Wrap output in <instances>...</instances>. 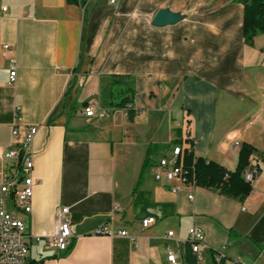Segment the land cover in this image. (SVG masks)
Wrapping results in <instances>:
<instances>
[{
  "label": "crops",
  "instance_id": "0c3cea01",
  "mask_svg": "<svg viewBox=\"0 0 264 264\" xmlns=\"http://www.w3.org/2000/svg\"><path fill=\"white\" fill-rule=\"evenodd\" d=\"M108 1L0 0V189L10 173L4 154L23 128L39 127L30 212L15 205L21 183L0 191L4 209L25 223L26 260L169 264V250L188 264L187 247L194 264H216V254L223 264H264V34L244 39L243 6L232 0ZM160 12L175 19L154 24ZM112 75L133 78L131 123L110 110ZM87 105L108 115L85 117ZM186 124L193 159L232 172L240 147L253 149L240 173L257 169L245 198L197 186L192 173L177 193V181H154L152 165ZM62 207L72 236L57 253L35 238L53 234ZM146 218L154 223L140 229ZM192 227L202 232L199 258L187 243Z\"/></svg>",
  "mask_w": 264,
  "mask_h": 264
},
{
  "label": "built area",
  "instance_id": "2783aa9c",
  "mask_svg": "<svg viewBox=\"0 0 264 264\" xmlns=\"http://www.w3.org/2000/svg\"><path fill=\"white\" fill-rule=\"evenodd\" d=\"M79 4L84 5L85 0H77ZM109 4H116V0H109ZM1 13L6 12V8H1ZM3 53L10 49V46H2ZM15 59L9 60V84H13L15 79ZM83 116L104 118L108 114L107 112L94 113V106L87 105L83 108ZM38 126H27L23 128V136L18 146L10 149L4 154V159L10 161V173L4 172L2 175L3 185L0 189L1 193H6L8 189L15 187L21 183L20 189H16L15 205L18 209H21L24 213L30 212V202L32 198V178L26 175L32 169V150L31 144L34 136L38 131ZM18 130L12 129L11 135L16 136ZM188 137V130L181 129V136L179 142L172 145L168 152L159 158L152 165L153 179L156 182L162 180L166 182L177 181L178 184L170 186L172 193L179 192L182 186H191L189 181V175L191 172L184 169L182 166V154L186 142L184 139ZM257 177V169L253 168L247 170L243 175V180L247 183H252ZM188 200H192V195H187ZM3 197L0 196V264H26L28 256V243L25 236V223L7 212L4 207ZM70 218L68 216V209L62 207L59 210L57 222L54 228V232L51 236L41 232L36 236V242L41 239L45 240L46 246L53 248L57 253H64L67 250L69 240L72 236ZM154 223L153 218H146L141 221L140 229L147 228L150 224ZM96 234H106L107 229L100 227L95 231ZM117 236L120 238H127L125 231H118ZM166 236L169 238L172 236V232H168ZM202 238V232L197 227H192L188 230L187 243L190 246L191 252L198 255L199 258V244ZM264 252V248H263ZM222 256L216 254L214 261L219 263ZM166 260L169 264H179L176 256L169 250L166 252Z\"/></svg>",
  "mask_w": 264,
  "mask_h": 264
},
{
  "label": "trees",
  "instance_id": "16d2710c",
  "mask_svg": "<svg viewBox=\"0 0 264 264\" xmlns=\"http://www.w3.org/2000/svg\"><path fill=\"white\" fill-rule=\"evenodd\" d=\"M69 4H78L77 0H66ZM243 6L242 35L250 42L257 34H264V0H232ZM133 78L127 75H112L110 77V110H122L128 123L133 122L137 110L133 107ZM188 123V122H187ZM188 124L184 129L187 130ZM177 143L181 136V129L176 131ZM186 146L182 154V166L192 173L195 185L204 188H216L220 194L238 199L245 198L251 191V183L244 182L240 178L241 171L247 165L248 157L253 149L243 144L238 152V161L234 171L229 172L216 163L206 162L202 159H193L192 141L189 137L184 139ZM185 261L188 264L195 263V256L189 253L185 247ZM26 264H36L27 261ZM218 264H223L220 259ZM235 264H241L235 262Z\"/></svg>",
  "mask_w": 264,
  "mask_h": 264
},
{
  "label": "water",
  "instance_id": "95a60500",
  "mask_svg": "<svg viewBox=\"0 0 264 264\" xmlns=\"http://www.w3.org/2000/svg\"><path fill=\"white\" fill-rule=\"evenodd\" d=\"M175 18L173 16H170L164 12H160L156 15L154 19V24H164L166 22L173 21Z\"/></svg>",
  "mask_w": 264,
  "mask_h": 264
}]
</instances>
